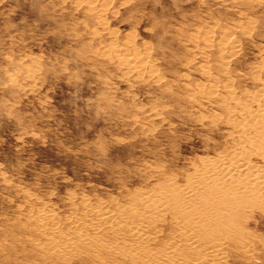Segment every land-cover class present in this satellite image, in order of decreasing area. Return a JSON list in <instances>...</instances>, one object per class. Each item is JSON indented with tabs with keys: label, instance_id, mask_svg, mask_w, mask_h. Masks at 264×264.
I'll return each instance as SVG.
<instances>
[{
	"label": "rangeland",
	"instance_id": "obj_1",
	"mask_svg": "<svg viewBox=\"0 0 264 264\" xmlns=\"http://www.w3.org/2000/svg\"><path fill=\"white\" fill-rule=\"evenodd\" d=\"M94 9L0 0V264H135L125 253L131 225L153 250L184 241L171 211L154 225L155 212L140 207L156 191L203 193L205 161L243 138L197 92L204 65L217 75L226 60L238 96L264 93V0H98ZM206 30L215 34L201 56L203 40L191 38ZM224 32L236 42L230 57ZM130 41L153 65L145 74L117 62L114 49ZM244 198L220 221L232 230L204 235L200 247L218 264H264V201Z\"/></svg>",
	"mask_w": 264,
	"mask_h": 264
},
{
	"label": "bare ground",
	"instance_id": "obj_2",
	"mask_svg": "<svg viewBox=\"0 0 264 264\" xmlns=\"http://www.w3.org/2000/svg\"><path fill=\"white\" fill-rule=\"evenodd\" d=\"M86 1L88 2L89 10H95L98 0ZM245 1L253 2L254 0ZM102 20L100 24L103 25L104 21ZM214 34V30H206L203 32L197 31L192 36L191 39L196 41L202 39L204 42V47L202 46L199 49L202 51L201 56L207 55L208 49L211 48ZM223 37L220 50L229 47L230 54L225 57H230L232 52L236 50V42L227 32L223 33ZM126 46L127 48L123 54H120V46L114 49L118 56L117 62L128 66L130 71L133 70L138 74H145L147 64L152 65V63L148 59L146 61L141 60L140 56H138V48L134 46L133 42L130 41ZM220 65L221 71L217 75L214 74L211 66L204 65L202 73L207 77L208 82L200 83L197 92L207 96L205 98L210 102L219 103L224 109V113L216 114L215 120L218 121V118L221 117L226 124L232 126L233 130L229 132L230 135L237 132L238 137L243 138L238 140L236 150H233L229 155H223L221 152L223 156L219 157L217 161L212 159L205 161L208 165V170L206 171L209 174L205 173L206 175L202 176L201 183L204 190H201L204 191L203 193L194 192L192 186L174 187L170 191H156L154 195L144 196L141 199L140 211L155 212V216L152 215L150 217V224L155 225L157 221L159 222L164 218L166 212L171 211V228H176L177 226L183 228L185 238L184 241L178 239V242L166 245L164 251H161V246L153 250L150 246H143L145 241L143 242L142 238H149V234L143 233V230L137 228L136 225H131L129 231L132 234V238L130 239L129 247H127L128 249L123 246L119 248L125 249V253H128V256L135 264H154V262L159 263L161 261L169 262L170 264H218L212 258L214 249L209 247L203 249L200 247L203 242H206L204 235L208 236L211 234L214 236L221 231L220 226L222 225L224 230H232V226L221 224L220 221L222 218L230 219V216L234 214V210L242 202L240 198L245 197L244 200H246L247 197H254L253 202L255 204L264 201V93L254 96L249 94L238 96L233 80L226 76L228 75L227 61L223 60ZM28 72L29 74L25 75L30 76L31 71ZM219 79L223 81L221 85H219ZM158 80H160V77ZM220 91L222 92L220 93ZM248 97L252 99V104L246 102ZM243 102H246V105H242ZM254 105L257 107L252 108ZM250 133L252 136H246ZM241 145L245 147H240ZM254 158L262 159L263 164L256 166ZM209 175L215 176L216 181H209ZM236 234L238 233L236 232ZM209 241L212 240L210 239ZM216 247L218 248L219 246ZM150 250H153L152 254L154 257L150 256Z\"/></svg>",
	"mask_w": 264,
	"mask_h": 264
}]
</instances>
